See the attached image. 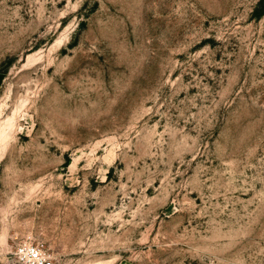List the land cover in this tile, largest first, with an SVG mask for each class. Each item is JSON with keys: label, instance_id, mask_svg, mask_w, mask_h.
<instances>
[{"label": "rangeland", "instance_id": "rangeland-1", "mask_svg": "<svg viewBox=\"0 0 264 264\" xmlns=\"http://www.w3.org/2000/svg\"><path fill=\"white\" fill-rule=\"evenodd\" d=\"M262 0H0V264H264Z\"/></svg>", "mask_w": 264, "mask_h": 264}, {"label": "built area", "instance_id": "built-area-1", "mask_svg": "<svg viewBox=\"0 0 264 264\" xmlns=\"http://www.w3.org/2000/svg\"><path fill=\"white\" fill-rule=\"evenodd\" d=\"M15 255L18 264H52L51 256L42 243L21 242Z\"/></svg>", "mask_w": 264, "mask_h": 264}, {"label": "trees", "instance_id": "trees-1", "mask_svg": "<svg viewBox=\"0 0 264 264\" xmlns=\"http://www.w3.org/2000/svg\"><path fill=\"white\" fill-rule=\"evenodd\" d=\"M264 12V0H262V4H261V10L258 12L257 15L261 14Z\"/></svg>", "mask_w": 264, "mask_h": 264}]
</instances>
